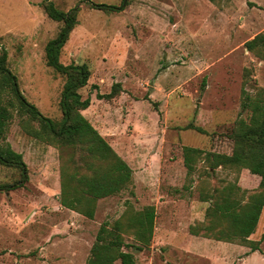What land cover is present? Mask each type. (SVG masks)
Wrapping results in <instances>:
<instances>
[{"label":"rangeland","instance_id":"374dc122","mask_svg":"<svg viewBox=\"0 0 264 264\" xmlns=\"http://www.w3.org/2000/svg\"><path fill=\"white\" fill-rule=\"evenodd\" d=\"M42 1L0 0V51L6 50L25 97L60 119L65 77L46 65L44 47L61 23L47 16ZM52 1L61 10L80 8L60 61L88 65L79 92L91 103L82 113L131 167L133 184L99 200L93 219L61 208V154L66 159L68 151L25 133L15 114L7 140L22 154L29 181L0 191V264H85L99 225L129 204L156 209L150 246L129 248L136 264H264V239L251 251L189 233L208 205L200 200L201 186L237 181L254 190L260 177L220 167L207 176L201 158L188 174L182 155L183 146L231 152L227 134L241 111L242 88H264V60L244 45L264 30V0H130L118 12L89 2L121 0ZM114 82L121 84L118 95L96 98L94 85L106 93ZM191 122L206 133L186 128ZM18 175L0 163V183ZM263 231L264 207L250 238L259 240ZM125 240L133 242L132 235Z\"/></svg>","mask_w":264,"mask_h":264},{"label":"trees","instance_id":"16d2710c","mask_svg":"<svg viewBox=\"0 0 264 264\" xmlns=\"http://www.w3.org/2000/svg\"><path fill=\"white\" fill-rule=\"evenodd\" d=\"M89 2V6L108 12H118L129 4ZM250 5L252 2H248ZM41 5L51 19L61 23L54 38L44 47L45 63L65 77L59 106L60 119L49 118L23 94L17 76L8 66L5 49L0 51V163L18 170V178L0 183V191L24 187L29 181L28 167L21 153L15 151L7 140V132L16 114L22 130L28 135L59 150L68 151L62 159L59 171V202L87 218L93 219L99 199L117 195L133 184V171L128 163L113 149L91 122L83 115L91 103L89 96L83 98L79 89L87 84L90 69L85 63L60 61L62 48L71 31L78 23L79 6L69 10L57 8L52 0H43ZM245 48L264 60V30L245 42ZM96 98L111 100L121 91L120 82H114L109 92L101 93L96 85ZM241 111L227 137L232 141L228 153L205 151L193 146H183V164L191 174L201 158L206 164L208 176L220 168L247 169L260 177L256 189L242 188L237 181L201 186L199 197L208 202L203 220L189 225V233L217 241L246 245L251 251L260 250L264 231L259 240H252L259 216L264 207V88L250 93L241 91ZM245 113V114H244ZM186 128L200 133L206 130L193 122ZM213 175V174H211ZM156 209L145 205L134 209L130 204L112 221H103L96 232L85 264H136L129 248L141 251L150 246L153 237ZM125 234H131L133 242H126Z\"/></svg>","mask_w":264,"mask_h":264},{"label":"crops","instance_id":"0c3cea01","mask_svg":"<svg viewBox=\"0 0 264 264\" xmlns=\"http://www.w3.org/2000/svg\"><path fill=\"white\" fill-rule=\"evenodd\" d=\"M57 197H59V196H57ZM106 198V197H105ZM103 199V198H102ZM99 200H101V199H99ZM98 200V201H99ZM56 202L58 203V205L61 207V208H64V209H66V210H69V211H73V210H71V209H68V208H66V207H63L61 204H60V202H59V198H58V200H56ZM74 212V211H73Z\"/></svg>","mask_w":264,"mask_h":264}]
</instances>
